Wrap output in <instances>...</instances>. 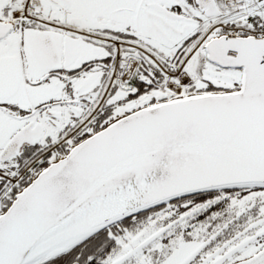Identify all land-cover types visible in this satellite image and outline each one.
<instances>
[{
	"label": "snow or ice",
	"instance_id": "obj_1",
	"mask_svg": "<svg viewBox=\"0 0 264 264\" xmlns=\"http://www.w3.org/2000/svg\"><path fill=\"white\" fill-rule=\"evenodd\" d=\"M0 264H264V0H0Z\"/></svg>",
	"mask_w": 264,
	"mask_h": 264
}]
</instances>
